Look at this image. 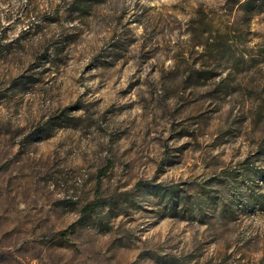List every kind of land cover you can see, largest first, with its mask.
I'll return each instance as SVG.
<instances>
[{
	"label": "rangeland",
	"instance_id": "rangeland-1",
	"mask_svg": "<svg viewBox=\"0 0 264 264\" xmlns=\"http://www.w3.org/2000/svg\"><path fill=\"white\" fill-rule=\"evenodd\" d=\"M0 264H264V0H0Z\"/></svg>",
	"mask_w": 264,
	"mask_h": 264
},
{
	"label": "trees",
	"instance_id": "trees-1",
	"mask_svg": "<svg viewBox=\"0 0 264 264\" xmlns=\"http://www.w3.org/2000/svg\"><path fill=\"white\" fill-rule=\"evenodd\" d=\"M87 208H88V207H87ZM71 226H73V224H72Z\"/></svg>",
	"mask_w": 264,
	"mask_h": 264
}]
</instances>
